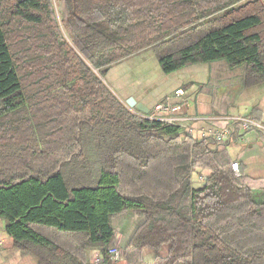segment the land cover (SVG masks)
Returning a JSON list of instances; mask_svg holds the SVG:
<instances>
[{
  "label": "trees",
  "instance_id": "1",
  "mask_svg": "<svg viewBox=\"0 0 264 264\" xmlns=\"http://www.w3.org/2000/svg\"><path fill=\"white\" fill-rule=\"evenodd\" d=\"M147 49L167 75L223 62L244 87L261 84L264 4L0 0L5 232L39 264H85L90 248L122 259L112 221L134 212L146 219L129 249L138 255L170 246L164 264H264V190L235 176L227 150L246 132L234 126L217 144L139 117L94 72ZM194 168L207 170L202 187ZM128 179L140 191L125 192Z\"/></svg>",
  "mask_w": 264,
  "mask_h": 264
},
{
  "label": "crops",
  "instance_id": "2",
  "mask_svg": "<svg viewBox=\"0 0 264 264\" xmlns=\"http://www.w3.org/2000/svg\"><path fill=\"white\" fill-rule=\"evenodd\" d=\"M241 75L239 70H229L223 62L195 65L167 75L154 52L146 50L112 66L102 78L132 113L149 118L154 115L156 107L168 104L170 111L161 115L191 119L192 134L202 138L217 130L230 131L237 126L232 122L237 117L247 116L264 123V82L246 88ZM179 90L184 91L183 96L177 94ZM128 101H134L137 107L129 108ZM210 148L216 150L217 145L212 144ZM227 150L232 163H239L241 172L255 188L264 190V133L255 130L243 133ZM145 221V217L134 212H126L113 219L117 242L125 252V257L119 261L105 260L99 248L87 249L80 259L85 264H95L97 258L103 261L102 264L166 263L170 246H164L158 252L146 249L139 255L129 251ZM0 264H39L36 257L23 255L14 247L1 219Z\"/></svg>",
  "mask_w": 264,
  "mask_h": 264
},
{
  "label": "built area",
  "instance_id": "3",
  "mask_svg": "<svg viewBox=\"0 0 264 264\" xmlns=\"http://www.w3.org/2000/svg\"><path fill=\"white\" fill-rule=\"evenodd\" d=\"M264 4V0H261ZM177 94L183 96L184 91L179 90L177 91ZM170 106L168 104L165 105H159L155 109V113L153 116L149 117L151 120H159L171 125H179L182 127V129L190 134L193 133V130L191 128V119L189 118H181V117H165L162 116L161 113H166L170 111ZM233 124L240 126L242 132H248V131H262L264 132V123L255 120L251 117H237L233 121ZM229 133V129L226 130H217L214 132L208 133V136H212L214 138V141L218 143H223L227 140ZM232 171L235 174V176H240V165L238 162H233L231 164ZM121 259L120 253L118 251H110V257L107 261H114L117 262ZM102 260L100 258H97L95 261V264H102Z\"/></svg>",
  "mask_w": 264,
  "mask_h": 264
},
{
  "label": "rangeland",
  "instance_id": "4",
  "mask_svg": "<svg viewBox=\"0 0 264 264\" xmlns=\"http://www.w3.org/2000/svg\"><path fill=\"white\" fill-rule=\"evenodd\" d=\"M259 1H261V0H259ZM262 2V1H261ZM147 50H151V51H153V49H147ZM146 51V50H145ZM94 72L98 75V77L99 78H101L102 79V81L104 80L103 78H102V74L100 73V71L99 70H97V69H94ZM104 82V81H103ZM130 108V107H129ZM147 118V117H146ZM162 166L163 165H156L155 166V168H153V170L150 172V174H151V176H153V175H158V174H160V171H162ZM165 169H167L169 172H171L172 170H173V167H171V166H168V167H164ZM193 171H196V168H194L193 169ZM197 173L196 172H194V175H193V178H195V181H193V183H194V186H196V185H204V176L203 175H206L207 174V170H201V169H199V168H197ZM197 180V181H196ZM126 182V181H125ZM135 185V184H134ZM134 185H132V183H131V181H129V179L127 180V182H126V185L124 186V190H125V192H126V190L129 192V193H133V192H135V193H137L138 191H140V188L139 187H137V186H134ZM136 185H139L138 183L136 184Z\"/></svg>",
  "mask_w": 264,
  "mask_h": 264
},
{
  "label": "water",
  "instance_id": "5",
  "mask_svg": "<svg viewBox=\"0 0 264 264\" xmlns=\"http://www.w3.org/2000/svg\"><path fill=\"white\" fill-rule=\"evenodd\" d=\"M127 106H129L130 108H135L137 107L136 106V103L134 101H128L127 102ZM145 113H149L148 111H145Z\"/></svg>",
  "mask_w": 264,
  "mask_h": 264
}]
</instances>
